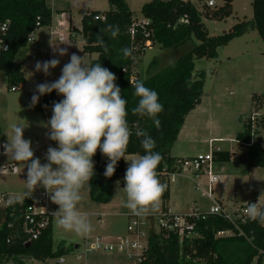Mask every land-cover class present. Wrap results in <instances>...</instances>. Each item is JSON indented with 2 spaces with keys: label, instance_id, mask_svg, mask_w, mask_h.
Wrapping results in <instances>:
<instances>
[{
  "label": "trees",
  "instance_id": "trees-1",
  "mask_svg": "<svg viewBox=\"0 0 264 264\" xmlns=\"http://www.w3.org/2000/svg\"><path fill=\"white\" fill-rule=\"evenodd\" d=\"M110 8L106 11L93 10L82 18V30L86 43L83 50L90 54L97 53L90 62H99L103 67L112 71L116 83L121 88L122 98L128 100V122L132 136L127 148L128 154L143 155L140 140L135 135L137 129H144L154 138V151L160 153L162 159L157 172L167 185L163 193V207L166 208L170 198L169 174L176 171V159L171 150L178 139L187 115L201 102L207 72L196 69V59H215L218 48L228 44L233 38L249 30L256 29L264 40V0H252L253 18L250 21H240L229 31L220 35H210L203 17L222 20L233 13V0H225L219 8L199 10L191 0H151L146 2L141 13L149 20L148 26H137L134 34L132 25L137 16L131 10L126 0H108ZM104 15L97 19L96 16ZM50 26L53 20V10L47 0H0V72H5L9 87H20L26 81L24 62L17 59L18 52L27 47L28 35L36 28ZM7 24V29L2 26ZM108 25H118L119 34L112 38L106 29ZM73 33L74 28H71ZM71 33V34H72ZM70 34V35H71ZM102 35L107 51L98 42L97 36ZM197 40L193 48L179 56L171 64L157 68L155 62L150 63L146 76L138 80L145 86L155 90L163 111L158 115L160 126L157 128L148 117H140L131 113V108L137 103L133 96L134 89L129 82L136 75L140 57L148 49L146 42L151 41L163 48H177L188 41ZM7 45V50L3 47ZM130 47L133 54L125 58L122 49ZM33 94L29 92V109L32 111L52 107L54 102L63 99L55 91L40 96L38 103L32 106ZM256 111L264 106V94L253 95ZM264 118L257 122L262 125ZM236 139L247 143L241 145V160L248 167H264V145L260 137H254L250 118L244 131L237 134ZM57 147L56 142L48 139V147ZM229 150H215L214 159L218 162L231 160ZM95 176L90 181L89 194L93 201L108 203L113 198L114 183L118 176L125 172V160L117 163L116 171L111 178L104 176L107 157L99 150L93 157ZM33 197L24 199L23 203H14L4 209L0 206V264H28L27 259L46 261L49 258L61 257L69 249L65 241L54 250L52 224L48 226L37 240L25 243L23 230V210L32 202ZM12 226L9 227L8 224ZM198 231L202 236L191 237L181 242L178 234L166 231L151 232L149 246L142 264H261L264 257V225L257 221L248 220L234 225L219 217L211 216L199 222ZM229 231L230 235L220 236L218 232Z\"/></svg>",
  "mask_w": 264,
  "mask_h": 264
},
{
  "label": "rangeland",
  "instance_id": "rangeland-1",
  "mask_svg": "<svg viewBox=\"0 0 264 264\" xmlns=\"http://www.w3.org/2000/svg\"><path fill=\"white\" fill-rule=\"evenodd\" d=\"M56 1L58 5L56 12H61L64 8L68 9L72 13V25L78 28L79 26L81 27L82 17L87 11L92 10L89 7H94V9L101 11H106L110 8L108 0H97L96 6L91 4L95 0H70L69 3H67L68 0ZM128 1L137 19L142 20L141 8L146 2L151 0ZM192 2L201 11H204L205 7L208 8V0H192ZM215 2L216 6L209 8H219L224 5L225 0H215ZM47 3H50L49 0H47ZM232 6L233 13L225 19L216 20L207 18L206 16L203 17L210 35L223 34L240 21L252 20L254 14L252 0H233ZM67 30L64 29V32ZM46 31L47 28L40 30V32ZM197 42V40L188 41L177 48H163L160 44L155 43L151 49H147L140 57V63L135 76L138 75L140 78H144L147 74V68L153 61L157 68L171 64L179 56L190 51ZM28 52L29 48L26 47L22 48L17 54V59L24 62L26 71L25 86L21 85L15 91L10 90L6 73L0 72V135H4V137H7V133L8 135L11 134L10 124L17 123L26 126L25 121L21 119V111L25 114L26 108V99L23 96L30 90L36 91L37 84L50 82L49 76H45L43 72L35 70L36 62H43L52 58L59 59V66L51 69V71H56L51 81L57 80L61 75L62 64H64L62 56L54 53L50 54L49 51H41L38 48L36 57L31 59L28 56ZM96 57L97 53L90 55V59ZM195 63L197 70L203 69L207 72L204 93L200 105L187 115L182 135L175 142L172 151L180 155L204 154L210 151V139H216L215 145L224 150H229L233 158L227 162H214V171L221 173L226 178L225 187H215V196L231 208H236L252 199H257L259 202L264 203V167L258 166L250 169L247 162L241 160V145L236 139L237 134L244 131L246 123L252 115L256 113L258 115L264 114V106L259 111H256L253 100V95L264 94V40L256 29L249 30L233 38L228 44L219 47L217 58H200L196 59ZM8 114H10V117H7ZM12 115L16 118L12 119ZM262 117L264 118L263 115L261 117L257 116L256 123ZM255 130V137H260L264 145V122L262 125L256 126ZM41 136L42 134H39V138ZM24 138L28 139L26 131H24ZM45 142L43 146H38L34 152L39 158L42 154L45 158L46 153L44 151H47ZM38 143L40 141L35 142L33 148ZM6 158L8 157L0 155V160H6ZM18 167L20 169L19 174H0V192L20 195L26 190L24 181L26 180V175L23 174V166L18 165ZM123 178L121 177L119 180L120 188L124 187ZM201 178L205 181L208 179L206 175ZM159 179L163 183L162 178L159 177ZM170 187L174 188L172 203L178 206V210L181 212H188L190 208L196 206L204 208L207 204L205 203L207 200L202 194L203 190L196 186V173L193 169H185L179 175L177 174L175 180L173 182L170 181ZM45 191L43 187H38L34 191L35 197L38 198L37 209L42 208L41 192ZM82 195L83 200L79 205L80 211L90 220L94 230L88 236H80L74 232L65 231L58 227L57 218L54 215V250L57 249V245L60 242L65 241L66 248L69 249L66 253L62 254L65 262L60 263L59 257H53L46 261L27 259L28 264H76L77 252L78 250L83 251L85 249L86 237L93 240L95 235L112 234L111 236H120L127 232L126 216L120 215L116 219H113V216L108 215L109 212L120 214L131 213L129 209L122 205V199L124 198L122 190H118L117 197L114 195L115 201L109 202L110 204L93 201L87 189L84 190ZM47 201L50 212L54 213L58 206L52 203L49 196ZM162 206L163 196L160 199L158 210L154 214L160 213L163 208ZM110 221H113L112 227ZM225 235L228 236L229 233ZM76 245H79L78 250L76 249ZM86 262L88 263V257L86 258ZM126 263L124 259V262L121 264ZM7 264H11V262ZM261 264H264V257Z\"/></svg>",
  "mask_w": 264,
  "mask_h": 264
},
{
  "label": "clouds",
  "instance_id": "clouds-1",
  "mask_svg": "<svg viewBox=\"0 0 264 264\" xmlns=\"http://www.w3.org/2000/svg\"><path fill=\"white\" fill-rule=\"evenodd\" d=\"M112 38L119 34L118 25H108L106 29ZM98 42L107 46L102 35L97 36ZM64 43V42H63ZM7 50V48H6ZM81 50V49H80ZM59 56L68 55L66 48L53 49ZM82 51V50H81ZM125 58L133 54V49L125 47L122 50ZM60 60L52 58L37 61L35 70L51 75V69L59 66ZM116 75L99 62H90L84 56L72 53L69 62L61 69L60 77L52 82L37 84L36 92L31 98L35 106L40 96L55 91L63 97L52 106V116L44 125L49 128L48 139L56 142L57 147L49 146L45 154L47 162L42 163L35 156L32 141L24 138L27 126L10 124L11 134L7 142L0 145L3 155L8 160L26 168V190L10 198L9 203L22 202L31 197L38 188L43 187L49 194L52 203L58 206L54 212L58 227L80 236H88L94 229L90 220L80 211L83 200L82 192L91 186L90 181L95 176L93 157L97 150L108 159L104 176L111 178L122 158L129 162L124 175L122 190L123 207L136 216H146L158 210L160 199L167 185L162 183L157 172L162 159L160 153L154 151L156 142L144 129H137L135 135L140 140L143 155L129 158L127 148L133 134L128 122V100L122 98L121 88L116 83ZM133 96L138 98L131 108V113L140 117H148L159 128L158 115L163 111L158 93L145 86L141 80H131ZM3 167L0 168V172ZM247 217L264 225V205L258 202H248L245 210Z\"/></svg>",
  "mask_w": 264,
  "mask_h": 264
},
{
  "label": "built area",
  "instance_id": "built-area-1",
  "mask_svg": "<svg viewBox=\"0 0 264 264\" xmlns=\"http://www.w3.org/2000/svg\"><path fill=\"white\" fill-rule=\"evenodd\" d=\"M207 5L209 7L216 6L215 0H208ZM97 19L104 18V15L96 16ZM40 21H37L36 28L28 35V45L29 52L28 56L33 59L37 54V44H36V31L39 29ZM149 20L143 18L142 20H136L132 25L131 32L134 34L137 26H148ZM7 29V24L2 26V30ZM8 46L5 45L3 48L6 49ZM146 47L151 49V41L146 42ZM131 80H138L137 76H132ZM19 87L12 86L10 90H18ZM259 111V110H258ZM264 116V114H262ZM262 115H252L250 117V123L252 127V134L255 137V127L257 126L256 117H261ZM263 118V117H262ZM216 139H210V151L207 153H200L191 157L177 158L176 159V171L171 172L169 177L174 179L177 174L183 172L185 169H193L196 173L197 178L201 176H207V183L203 187L200 183L197 184L198 188H202V194L206 197L210 203L207 208L195 207L191 211L178 214L172 209L165 210L155 216H136L131 214L127 223V232L113 240H106L101 237H96L93 240H86L85 249L77 252V263L85 264L83 259L89 254H94L96 252L104 253H119L125 255L130 264H142L145 259V253L149 246V236L151 232L166 231L169 233L178 234L181 242L190 239L191 237L202 236L201 232L198 231L199 222L209 219L211 216H219L234 225H238L240 222L245 223L249 220L246 215V208L248 202L246 201L242 205L231 208L224 204L222 201L218 200L215 196V187L224 184V176L221 173L214 171L213 165L214 151L222 150L219 146L215 145ZM240 145H247V143L238 141ZM6 142H1L3 145ZM4 149L0 147V154H3ZM233 155L231 154V159ZM3 167L2 173H17L19 168L16 164L10 162L0 163V168ZM223 169V168H222ZM42 208L37 209V203L35 199L23 210V230L26 236L25 243L37 240L44 230L52 224L54 219V213L48 210L47 198L49 194L45 191L41 194ZM8 193H0V206L4 209L12 206L13 203H9L10 198H12ZM24 201V200H23ZM18 202V203H23ZM255 203V202H253ZM4 222L0 221V228H2ZM9 227L12 226L11 223L8 224ZM230 235L229 231H220L218 235L225 236V234ZM61 262H64V258H60Z\"/></svg>",
  "mask_w": 264,
  "mask_h": 264
},
{
  "label": "crops",
  "instance_id": "crops-1",
  "mask_svg": "<svg viewBox=\"0 0 264 264\" xmlns=\"http://www.w3.org/2000/svg\"><path fill=\"white\" fill-rule=\"evenodd\" d=\"M126 1L128 2L129 6L131 8L130 2L128 0H126ZM49 2H50L49 3L50 6H51V8L53 10V20H52V24L50 26H43V27L39 28L36 31V41H37L39 50H41V51H45L46 50V51H49L50 54H52V53H54L53 49L56 46H58L59 48H66L67 51H68V55L62 56L63 59H64L63 60L64 64H66V63L69 62V59H70V56H71L72 53H76L79 56H84L85 55V59L87 61H90L91 60L90 59V55L91 54L88 53V52H85L83 50V46L85 45L86 40H85L83 34L81 33L82 26H83L82 19H81V27L79 26V28H78V27L72 25V13L69 12L68 9H65V8L63 10H61V12H59V11L56 12V10H58L57 9L58 8L57 1L56 0H49ZM69 2H70V0L67 1V3H69ZM96 3H98L97 0L91 2V4H93L94 6H96ZM102 4H104V3H102ZM89 8H92V10L87 11V13L90 12V11H93V9H94V7H89ZM94 10H96V9H94ZM42 28H47V31L46 32H40V30ZM71 28H74L73 33L71 31ZM64 29H68L69 31L67 30L66 32H64ZM44 35H46V37H44ZM55 38H57V39L55 40ZM27 47L29 48V46H27ZM64 64H62V65L64 66ZM54 72H56V71L55 70H52L51 71V75H49L50 82H52L51 81V78H54ZM23 85L24 86L26 85V81H25L24 84H22V86ZM30 91H32V90H30ZM30 91H28L25 94V96H23V98L26 99V102H25L26 108H25V114L21 111V119L25 121V124L27 126L26 129H25V131H26V134H27L28 139H30L32 141V147L34 146L33 144H35V142H39L40 141V143L36 144L35 145L36 147L33 148V150L35 152L37 150V147L38 146H43L44 145V141H46L45 142V145H47V149H48V133H49L50 129L47 128V127H45L44 125L46 124V122L52 116V107H44L43 110H35V111L30 110L29 109V92ZM7 117H10V114H8ZM19 117H20V115H19ZM11 118L12 119H15L16 117H14L12 115ZM185 123L183 125L182 130L180 131V134L178 136V139L182 135V132H183L184 127H185ZM39 134H42V136L40 138H39ZM7 135H8V133L6 134V136ZM35 135H36V137H35ZM7 140H8L7 137H4V135H0V143L1 142H7ZM172 150H173V148H172ZM172 150H171V155L173 157L184 158V157L195 156V155H184V154L180 155V154H176ZM222 150H224V149H222ZM46 152L47 151H44V153H46ZM0 155H3V154H0ZM42 155L40 157L41 162L42 163L47 162ZM127 156L131 159V158L137 157L138 154H128ZM2 162H10V163H14V164H16L18 166V164L16 162L11 161V160H8V158H6V160H0V163H2ZM216 162H218V161H216ZM128 166H129V162H126L125 161V172H126V169H127ZM26 172H27V169L25 168L24 171H23V174L26 175ZM125 172H124V174H121L120 176H118L116 178V180H115L113 198L110 201V203H112L113 201H115L114 195L116 197L118 195L117 181H119L121 177H124ZM19 173H20V169L15 174H19ZM12 174H14V173H12ZM201 177H203V176H201ZM168 178H169V182L170 181L173 182L175 180V178L174 179H171L170 177H168ZM198 183H200L201 186L203 187L204 185H206L207 181L202 180V178H197L196 177V186H197ZM225 185H226V178L224 177V184H221V185H218V186H224L225 187ZM85 189L89 190V187L86 186ZM173 189L174 188L173 187L171 188L170 185H169L170 198H169V200L167 202L166 208H164L162 206L163 208L160 211V213L163 212V211H165V210H168V209H172L173 211L177 212L178 214L187 213V212H181V211H179L178 210V206H175L172 203V198H173V195H174V190ZM84 190H83V192H84ZM0 193H8V192H0ZM41 193H43V192H41ZM8 194H10V193H8ZM10 195L13 196V197L16 196L14 194H10ZM31 196L33 197V199H35V202L37 203L38 198L35 197V193L34 192L32 193ZM204 198L207 200V202H205L207 204H206V206L204 208H207L209 206L210 201L206 197H204ZM218 200L222 201L219 198H218ZM248 201L258 202L257 199H252V200H248ZM47 204H48V201H47ZM102 204H107V203H102ZM259 204L260 205H264V203H261V202H259ZM203 205H205V204H203ZM193 208H195V207H193ZM193 208H190V211ZM48 210H49V208H48ZM160 213H158V214H160ZM131 214H133V213H130V214H126V213H121L120 214V213H111V212L108 213L109 216H113V219H116V217H119L120 215L121 216H126L127 217V223H128V220H129V216ZM158 214L152 213V214L146 215V216H155V215H158ZM100 219L102 220L101 217H100ZM102 223H103V221H102ZM110 223H111V227H112L113 226V221L112 222L110 221ZM126 227H127V224H126ZM52 229H53V221H52ZM96 234H98V233H96ZM124 234H122V235H124ZM111 235H109V234L95 235V237L93 239H95L96 237H101V238L106 239V240H113V239L119 237V235L118 236L117 235L111 236ZM122 235H120V236H122ZM86 240H90L89 237H86L85 242H86ZM78 247H79V245H76V249L77 250H78ZM61 257H59V262L60 263H63V262L60 261V258ZM87 257H88V263L86 262V258ZM87 257L83 259V262L85 264H121L122 262H124V259L127 262L126 264H130L128 258L125 255L119 254V253L96 252L94 254H89ZM62 258H64V257H62ZM64 262H65V258H64ZM76 263H77V259H76Z\"/></svg>",
  "mask_w": 264,
  "mask_h": 264
}]
</instances>
